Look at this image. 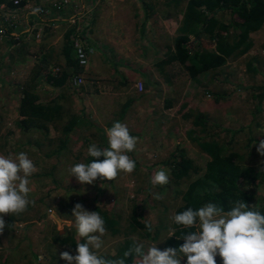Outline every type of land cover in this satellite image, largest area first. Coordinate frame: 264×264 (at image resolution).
<instances>
[{"label":"rangeland","instance_id":"rangeland-1","mask_svg":"<svg viewBox=\"0 0 264 264\" xmlns=\"http://www.w3.org/2000/svg\"><path fill=\"white\" fill-rule=\"evenodd\" d=\"M87 3L72 0L63 18L51 19L48 21L49 25L43 26V36L39 42L37 34L33 32L30 42L34 48L28 50L27 55L22 47L10 54V59L4 63L5 69L10 76L13 74L14 79L6 76L0 86V155L25 152L36 165L37 171L30 177L32 191L29 199L35 201L34 205L30 204L27 211L19 216L3 217L6 227L0 234V264H67L60 258V253L69 251L75 255L76 247L72 246L71 239L75 238L78 243L83 241L77 237L74 228L66 226V229L58 232L56 223L49 217L48 209L55 207L61 219L70 220L76 203L82 204L89 211H96L98 205L119 218L122 231L115 235L107 231L103 253L115 252L129 237L146 244L157 242L156 246L164 250L165 240H159L168 236L170 229H173L170 216L183 204V195L189 183L203 177L206 164L210 160V156L200 149L194 137L216 139L224 143L227 150L242 154L244 165L261 173L262 176L252 188L256 189L257 196L264 197V156L256 150L259 141L264 140V102L263 113L259 116L262 126L255 127L253 131L249 128L257 104L254 97L256 90L253 88L264 84V26L251 33L253 45L247 53L234 60L229 59L217 71L200 74L197 79L191 78L184 65L177 62L166 65L162 72L157 69L162 76L156 75L154 66H149L146 68V75L133 74L129 69L120 77L117 71H112L114 67H119L117 57H113L112 51L98 48L93 42L92 35L98 23L96 12L91 11L89 1ZM182 3L183 0L178 1L176 12L182 7ZM120 7L118 10L122 13ZM132 10L129 7L128 16ZM174 13L170 16L165 12L167 17L163 18L161 27L165 33H161L160 40L164 45L162 50L154 45L153 31L145 32L152 35V38L148 36L145 39V43H142L140 33L129 34L132 41L127 46H131L128 51L133 53L134 62L138 57L160 59L167 56L183 19L181 17L177 20ZM225 14L227 18L231 17L229 11ZM77 28L83 30L84 43L90 51L89 67L85 72L86 84L77 89L67 81L63 88L56 90L39 83L46 80L44 76L52 74L56 67L62 68L63 72L69 70L71 76L73 75V68L66 65L62 53L63 37L57 41L59 47H50L49 42L56 41V30H61L60 36L64 32H71L72 39ZM191 38L194 46L197 35ZM202 38L203 41L199 43L211 47L207 36L202 35ZM44 57L49 64L42 70L43 78L36 81V91L42 101L48 102L62 94L65 97L62 102L66 107L72 108L80 116L69 148L59 153L56 151L60 132L58 127L54 124L50 126L49 137L38 129L23 131L18 125L21 117L16 114L15 108L22 98L21 85H33L30 80L36 73L34 66ZM251 60L257 72L248 67ZM30 62L35 65L30 67ZM140 67L143 66L139 63L130 65L135 72ZM140 82L143 83L142 89L138 86ZM213 93L218 94L221 99L216 101ZM197 110L205 111L211 119L206 132L195 127L193 119L187 117L190 111ZM116 121L126 124L130 134L138 137L136 150L129 153L136 161L135 171L127 175L121 173L114 181L97 180L93 185L81 184L75 177H69L67 170L74 163H87V148L90 144L95 143L100 148L107 147L104 129L111 127ZM59 124L62 125L63 121ZM224 128L241 130L233 135L232 132L224 131ZM250 137H253L251 143ZM178 148L185 150L187 156L201 169L191 179L176 180L171 167L165 162ZM161 169L168 173L169 183L153 188L150 183L151 176ZM156 193L162 199H153V194ZM136 206L137 214L141 215L140 221L150 223L152 234L159 232L158 239L150 240L141 233L128 229L129 223H132V209ZM11 217L17 219L9 225ZM60 237H68V244L61 245L56 239ZM42 255L45 257L43 261L40 259ZM216 262L222 264L219 256L216 257ZM181 264H186V257L182 258Z\"/></svg>","mask_w":264,"mask_h":264},{"label":"trees","instance_id":"trees-1","mask_svg":"<svg viewBox=\"0 0 264 264\" xmlns=\"http://www.w3.org/2000/svg\"><path fill=\"white\" fill-rule=\"evenodd\" d=\"M5 1L7 0H0V3ZM226 11L230 12V18L225 16ZM148 14H150V10H147L145 24L149 19ZM263 26L264 0H188L183 19L177 29L178 33L173 41V47L170 46L166 58L158 64V68L162 72L166 65L177 62L184 65L191 78L197 79L200 74L217 71L229 59L234 60L247 53L253 45L251 33ZM193 35H197V43L195 42L194 46L191 38ZM202 35L207 36L211 47H205L199 43L203 41ZM70 36L71 32L65 34L62 53L66 65L73 68L72 73H82L84 68L79 64L74 54ZM23 52L25 53L24 50ZM46 61V57H44L34 67L36 73L30 80L33 85L27 83L22 89L23 95L18 109L21 120L18 121V125L23 131L41 130L48 137L50 126L56 125L60 130L59 136H57L59 143L56 150L59 153L69 148L72 134L80 122V116L72 108L66 107L62 102L65 99L62 94L51 98L48 102L42 101L40 94L36 91V81L43 78L42 70L49 64ZM252 62L253 60L248 62V67L257 72L258 70ZM116 70L118 71V67ZM70 75L69 70L60 76L49 74L44 76L46 80L43 79L39 83L42 82L59 90L65 86ZM253 89L256 90L254 97L257 99V104L252 113V124L249 126L251 131L255 130V127L262 126L259 116L263 113L264 84ZM213 97L216 101L221 99L218 94L213 93ZM187 117L192 118L193 125L200 128L202 132L208 130L211 119L205 111H190ZM62 121L63 124H59ZM223 130L237 135L241 129L224 128ZM193 139L200 149L210 156V160L206 164L203 177L189 183L188 189L183 195V204L176 209L175 213L189 207L196 209L208 202L216 203L225 210H229L234 201L244 200L250 205L251 210H259L264 214V197L257 196L256 189L252 188L262 176L261 173L255 172L252 167L246 164L244 165L242 162L244 156L238 151L227 150L224 143L213 138L205 139L203 136ZM249 140L251 143L253 137H250ZM37 143L40 145L39 142ZM91 159L96 158L89 156L87 162H90ZM99 159L102 160L103 157ZM165 162L171 167L172 175L176 180L191 179L193 174L201 171L194 160L189 158L185 150L181 148L175 150ZM95 210L104 218L107 231L114 235L121 233V225L116 215L100 207H96ZM137 211L138 206L132 209V223H129L128 229L131 232L141 233L143 237L150 240L158 239L159 232L157 231V234L153 235L152 230L149 231L146 228L148 222L140 221L141 215L137 214ZM16 219L11 217L9 225H12ZM138 225L140 229L137 227ZM172 226L175 235L165 240V248L178 247L184 243L182 238L177 239L181 236V229L174 224ZM56 239L61 245L69 242L68 237ZM71 243L76 247L78 242L72 238ZM132 243L133 239L129 237L115 249V252L103 254L109 259L122 256ZM126 264H132V259L129 258Z\"/></svg>","mask_w":264,"mask_h":264},{"label":"clouds","instance_id":"clouds-1","mask_svg":"<svg viewBox=\"0 0 264 264\" xmlns=\"http://www.w3.org/2000/svg\"><path fill=\"white\" fill-rule=\"evenodd\" d=\"M39 11L38 8L32 10L33 14ZM104 132L107 147L90 144L87 155L96 159L74 163L67 170L69 177H75L81 184L93 185L97 180L114 181L121 173L127 175L135 171L136 161L129 153L136 150L138 137L131 135L128 126L120 121L105 128ZM256 150L264 156V140L259 141ZM36 171V165L25 152L0 155V233L6 227L4 215L19 216L30 204L34 205L29 193L32 191L30 177ZM150 183L153 188L167 185L169 175L163 169L157 170ZM153 199L162 197L156 193ZM48 214L56 223L58 232L66 226L74 228L77 237L83 241L76 243L75 255L69 251L60 253V258L67 264H126L129 258L132 264H181L184 257L186 264H217V256L222 264H264V214L251 210L244 200L234 201L229 210L208 202L196 209L189 207L174 213L170 220L181 229V236L176 238H182L183 244L160 250L157 242L146 244L133 239L122 256L113 259L103 254L107 228L98 211L86 210L82 204L76 203L70 220L61 219L55 207H50ZM146 228L151 231V224L146 223ZM174 235L175 230L170 229L169 235L159 241ZM40 259L43 261L45 257L42 255Z\"/></svg>","mask_w":264,"mask_h":264},{"label":"crops","instance_id":"crops-1","mask_svg":"<svg viewBox=\"0 0 264 264\" xmlns=\"http://www.w3.org/2000/svg\"><path fill=\"white\" fill-rule=\"evenodd\" d=\"M76 1L82 4H86L87 1H89V7L91 11L94 10L96 12V18H97L98 24L94 28V32L92 35L93 42L95 46H97L98 48H104L108 51H112L113 57H117L116 62L119 65L118 71L116 70L117 67H114L112 71L113 72L117 71L120 77H122L124 73L129 71V69H131L133 74L137 73V75L139 74L146 75L148 71L146 70V68L149 66H154L155 73L157 72V69L159 72H161V70L158 68V64L166 57L160 58V59H157V58L150 59L146 57H138V60L134 62L132 58L133 53L128 51V48H131V46L130 47L127 46L128 43H131L132 41L129 34L130 33L135 34L136 32L140 33L141 34L140 37L142 36V40H143L142 43H145V39H147L148 36L152 38L151 34L147 35L145 32L153 31L155 32V37L153 38L154 45L157 49L162 50L164 48V45L162 43V40L160 39L162 37L161 33L164 30L162 29L163 27H161V25L164 22L163 20L164 16L165 18L167 17L165 12L169 13L170 16H172V14L175 12L173 16H175V18L179 20L181 19V17H183V11H185V8L188 3V0H183L182 7H180L178 12H176L177 7H178V1L180 0H76ZM103 3H104V6H103ZM120 5H122L123 7H120ZM119 7L122 13L119 12L118 10ZM126 7L128 9L129 7L133 8L129 16H128V9L125 10ZM147 10H150V14H148L149 19L147 23L145 24L144 22L146 21L145 17H146ZM137 17H138V20H137ZM128 18H132V19H128ZM101 21H104L105 23L104 24L99 23ZM58 27L59 26H56V28ZM60 31L61 30H56L57 39L55 42H49V44L51 45L50 47L52 46L59 47V45H57V41L61 40V37H63V42H64V37H65L66 32L62 33L63 35L60 36L59 35ZM170 35L171 34H169V37ZM127 37L129 39H127ZM44 42L46 41L44 40ZM171 45H173V43ZM23 48H25L24 49L25 55H27L28 50H31L34 47H33V44L27 43V45L23 46ZM133 63H139L140 66H143V67H140V70L135 72L133 68H130V65ZM25 64H27V62ZM28 65L32 67L35 65V63L30 62V64ZM159 72H157L156 75L162 74V73L160 74ZM2 79H1V82H2ZM19 105H20V102L18 105L15 106L16 114H19L18 113ZM158 152L160 153L159 150Z\"/></svg>","mask_w":264,"mask_h":264},{"label":"built area","instance_id":"built-area-1","mask_svg":"<svg viewBox=\"0 0 264 264\" xmlns=\"http://www.w3.org/2000/svg\"><path fill=\"white\" fill-rule=\"evenodd\" d=\"M70 3L72 4V0H7L0 3V86L2 78L14 77L13 74L10 76L4 64L10 59V54L27 45L28 41L30 44L33 32L37 34V42H39L43 36V26L49 25L48 21L51 19L63 18L68 12ZM35 8L40 11L33 14L32 10ZM73 33L71 40L74 54L84 71L81 74L70 75L68 84L78 89L86 84L85 72L89 67L90 51L84 43L83 30L77 28ZM62 73L63 69L60 67L52 71L55 76H60ZM138 86L142 89L143 83L140 82ZM23 87L24 85H21L22 89Z\"/></svg>","mask_w":264,"mask_h":264}]
</instances>
